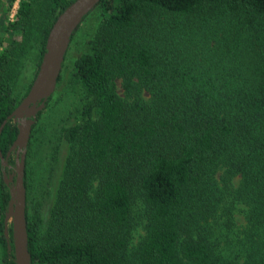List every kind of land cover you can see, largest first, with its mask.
I'll list each match as a JSON object with an SVG mask.
<instances>
[{
	"label": "trees",
	"instance_id": "1",
	"mask_svg": "<svg viewBox=\"0 0 264 264\" xmlns=\"http://www.w3.org/2000/svg\"><path fill=\"white\" fill-rule=\"evenodd\" d=\"M72 1L20 0L11 19L16 0H0V126ZM93 13L70 72L81 103L59 130L69 151L45 230L30 206L39 122L29 141L32 264H264V0H101L84 20ZM28 58L36 68L21 91ZM18 133L9 120L4 156ZM10 197L0 160L3 264H16Z\"/></svg>",
	"mask_w": 264,
	"mask_h": 264
},
{
	"label": "water",
	"instance_id": "2",
	"mask_svg": "<svg viewBox=\"0 0 264 264\" xmlns=\"http://www.w3.org/2000/svg\"><path fill=\"white\" fill-rule=\"evenodd\" d=\"M100 1L74 0L58 15L49 32L46 50L28 93L0 126V136L5 125L11 119L17 123L19 128L18 136L7 156H4L0 146L3 177L11 194L5 212L4 232L8 240V247L12 249L8 223L9 219L12 218L11 228L16 264H32V255L29 250L26 214L27 187L25 184L26 154L32 129L38 114L45 109L49 98L56 91L73 34ZM12 153L16 154L14 165L9 160ZM11 167L14 168V172L9 174L7 169Z\"/></svg>",
	"mask_w": 264,
	"mask_h": 264
},
{
	"label": "rangeland",
	"instance_id": "3",
	"mask_svg": "<svg viewBox=\"0 0 264 264\" xmlns=\"http://www.w3.org/2000/svg\"><path fill=\"white\" fill-rule=\"evenodd\" d=\"M19 1L16 0L11 9V19H14L17 14ZM98 24L99 16L95 13L89 15L81 23L75 33L74 40L70 44L65 60V80L61 81L60 85H57L51 107L43 113L41 119L37 116L35 123L37 124L39 122L43 129L36 134L30 158V206L32 216L39 215L38 220L42 230L46 229L53 206L54 193L62 176L64 162L69 151L68 143L59 137V130L62 126L73 124L77 120L78 108L81 103L74 91L75 83L73 84L71 80L69 82L70 72L73 68L75 58L81 52L87 50L89 37L95 32ZM1 49L0 47V51ZM35 68L34 60L30 58L26 59L22 75L18 82L19 90L24 91L27 88L33 78ZM120 92H122L121 88ZM12 155L15 161V153H12ZM27 157L28 151L26 154V164ZM46 190L49 191L48 195L45 194ZM34 205H38L37 210L34 209ZM238 220L239 224L245 222L242 215H238ZM12 221V218L8 221L10 227L12 226ZM144 233L143 229H138L135 235V242H138ZM2 253L3 250L0 244V264H3Z\"/></svg>",
	"mask_w": 264,
	"mask_h": 264
},
{
	"label": "flooded vegetation",
	"instance_id": "4",
	"mask_svg": "<svg viewBox=\"0 0 264 264\" xmlns=\"http://www.w3.org/2000/svg\"><path fill=\"white\" fill-rule=\"evenodd\" d=\"M16 155V154H15ZM16 157V156H15ZM13 155L11 154L10 157H9V160H13ZM11 162V161H10ZM13 165L15 164V161L14 162H11ZM8 173L11 174L12 172H14V168L11 167V168H8Z\"/></svg>",
	"mask_w": 264,
	"mask_h": 264
}]
</instances>
